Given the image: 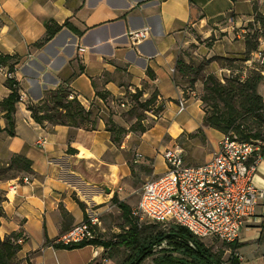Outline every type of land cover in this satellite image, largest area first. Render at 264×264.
<instances>
[{"label": "crops", "instance_id": "0c3cea01", "mask_svg": "<svg viewBox=\"0 0 264 264\" xmlns=\"http://www.w3.org/2000/svg\"><path fill=\"white\" fill-rule=\"evenodd\" d=\"M258 15L264 17V0H0V56L15 58L0 67V103L10 94V64L17 63L12 76L24 95L16 105L15 136L6 132L0 106V165L22 155L33 170L0 180V238L23 236L19 264H119L103 246L54 244L74 225L114 209L115 196L131 207V196L143 186L136 183L137 168L149 163L152 177L164 174V153L180 147L181 138L201 134L212 153L217 149L223 134L204 125L201 101L186 97L176 83L177 57L190 29L208 35L206 28L229 19L233 24L221 30L228 32ZM50 22L61 29L44 42ZM145 28L148 39L134 45L128 34ZM63 86L93 112L94 130L32 118L28 106ZM137 100L150 101L140 132L131 128L138 117H129ZM110 122L125 131H109ZM213 133L221 135L214 146ZM254 182L264 191V159ZM263 236L264 203L237 241L239 263L240 245Z\"/></svg>", "mask_w": 264, "mask_h": 264}, {"label": "built area", "instance_id": "2783aa9c", "mask_svg": "<svg viewBox=\"0 0 264 264\" xmlns=\"http://www.w3.org/2000/svg\"><path fill=\"white\" fill-rule=\"evenodd\" d=\"M149 34L145 28L129 33L128 38L137 45L148 39ZM258 40V48L244 61L238 77L242 82L251 73L259 74L264 81V40L262 37ZM221 72L228 73L229 77L233 73L239 75L229 68ZM8 77L12 75L8 73ZM219 79L225 82L223 77ZM23 100L24 95H20V102ZM127 105L123 102L121 106ZM179 107V113L185 110L183 102ZM45 143V139L39 141L40 146ZM263 159L264 140L244 141L233 132L223 134L210 159L198 166L186 164L180 147L167 150L164 153L166 172L144 183L132 214L141 221L185 228L200 241L237 242L264 197V191L254 182ZM100 226L98 216H90L65 232L56 243L65 247L90 243L98 239ZM16 241L19 245L23 243V236Z\"/></svg>", "mask_w": 264, "mask_h": 264}, {"label": "trees", "instance_id": "16d2710c", "mask_svg": "<svg viewBox=\"0 0 264 264\" xmlns=\"http://www.w3.org/2000/svg\"><path fill=\"white\" fill-rule=\"evenodd\" d=\"M256 21L262 24L264 29V17L258 15ZM46 27L47 36L44 42L50 41L61 29L54 22L47 23ZM36 45L40 46L42 43ZM257 48L258 44L254 48H248L247 51L252 52ZM13 59L15 58L12 56L1 55L0 67L8 65ZM178 63L177 61V66ZM16 65L17 63H13L8 66V72L11 75L15 72ZM262 80L259 74L251 73L243 82L239 78H226L223 83L215 76L209 75L204 81V90L207 93V97L211 99H201L203 103H208L209 101L211 107V111L205 113L204 125L214 128L222 134L233 132L239 139L244 141L264 140L262 131L258 129L252 133L247 128L249 127L248 124L238 122L239 119L246 117L255 121L258 119L264 120V99L258 92ZM6 84L10 90V94L0 103V106L7 120L6 132L9 136H15L14 115L16 105L20 101L19 82L12 76L7 78ZM69 96L70 90L68 88L59 87L56 91L48 93L47 98L41 100L38 104H30L28 110L31 112L35 122L41 125H44L47 121L52 125H69L86 130H94V126L89 125L93 112L91 110L87 111L76 97L69 99ZM149 102L147 101L142 104L137 100V105L133 112L137 109L147 107ZM110 124L109 131L113 133L121 134L125 131L117 128L112 122ZM3 166L6 167L3 168ZM18 171L32 172V162L22 155H15L10 162L2 166L0 165V180L9 178H4V176ZM2 202L3 199L0 196V219L4 214ZM113 202L122 212L126 222L130 225L128 226L127 232L118 235L114 242H105L96 239L90 243H84L76 247H65L59 244H54V246L72 250L75 248H83L87 245L103 246L106 249L112 248L113 245H121L131 249L134 256V259L131 256L123 264H141L147 257L152 255V247L159 246L164 241H169L174 247L173 251L178 250L175 252H180V256H175L173 252L161 251L163 254L160 257H156L155 264H226L220 259H215V256L200 240L196 239L188 230L179 226L170 228L168 231L160 230L158 232H152L149 236L144 237L146 230L156 227L157 224L149 226L135 224L132 220V208L120 201L116 196L113 198ZM20 236V233H13L4 239L0 238V264H19L17 253L21 247L16 240ZM223 244H226L227 249L231 251L230 257L228 258L229 264H239L238 257L235 255V250L239 247L237 242ZM129 259L130 262L128 261Z\"/></svg>", "mask_w": 264, "mask_h": 264}, {"label": "rangeland", "instance_id": "374dc122", "mask_svg": "<svg viewBox=\"0 0 264 264\" xmlns=\"http://www.w3.org/2000/svg\"><path fill=\"white\" fill-rule=\"evenodd\" d=\"M233 23L229 22V19L224 21L221 26L206 28L208 35L200 33L195 28L189 30L186 37L184 45L181 47L178 54V66L175 73L176 83L184 90L186 97L194 96L196 99L201 101L202 98L207 100L211 99L207 97V93L204 90V81L209 75L215 76L216 78L223 77L224 80L238 78L241 75V71L244 67V61L251 57L252 52H248V48H254L259 44L257 37L261 36L264 40L263 27L256 18L254 21L245 22L241 27L231 28L228 32L221 31ZM216 29V31H215ZM255 51V50H254ZM229 68L233 72H239V75L233 73V77H229L228 73L221 72V70ZM64 88V86L62 87ZM258 92L262 95L264 99V81L260 82ZM47 98V96H46ZM45 98V99H46ZM201 106L204 112L208 113L211 111L210 102L203 103L201 101ZM145 108L137 109L135 112L130 114L129 117L136 115L138 121L132 125L133 131H142L144 128L141 120L146 119L148 114L144 111ZM129 117L127 119H129ZM239 123L243 122L248 124L252 133L256 130L262 131L264 137V120H251L249 117L239 119ZM151 124H146L149 126ZM120 135V133H118ZM198 135H189L180 139V148L183 150L184 159L189 166H198L203 164L208 160L209 152H211L210 147L207 146L205 139ZM221 135L219 133H213V139L210 143L212 146L217 144ZM6 166H3V168ZM15 172H11L5 177L13 176ZM136 183L144 185L147 180L154 179L152 177L151 164L143 165L137 168ZM145 176H148L146 180ZM141 189L137 188L135 193L131 196L132 211L137 207L140 196ZM264 202L260 201L258 206H261ZM100 221L99 235L98 239L105 242H114L116 237L120 234L127 232L128 226H130L124 219L122 212L117 208V206L105 213L104 215H97ZM132 220L135 224H140L144 226L154 225L157 223L151 222L149 220H138V218L132 215ZM176 227V225L168 224L161 225L157 224L154 228H149L144 233V237L149 236L152 232L168 231L170 228ZM143 229V228H142ZM208 248L211 253L215 256V259H220L222 262L229 264L228 258L230 257V250L227 249V245L223 244L218 240L207 239L200 241ZM152 255L147 257L143 262L155 263L156 257H160L163 252H173L175 256H180V252H175L174 247L169 241H164L161 245H156L152 247ZM240 252L244 257V261L239 264H264V236L261 241L251 240L249 242H244L240 245ZM107 258L111 256L118 257V263L123 264L124 261L132 256L134 259L133 251L121 245H113L108 251L104 248ZM131 259V260H132ZM130 262V259L128 260ZM142 262V263H143ZM141 263V264H142Z\"/></svg>", "mask_w": 264, "mask_h": 264}]
</instances>
